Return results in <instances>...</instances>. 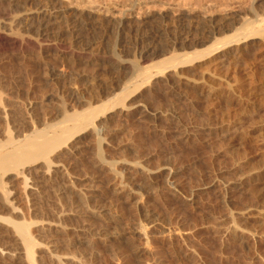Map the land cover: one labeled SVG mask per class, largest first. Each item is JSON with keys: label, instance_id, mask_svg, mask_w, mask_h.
Here are the masks:
<instances>
[{"label": "rangeland", "instance_id": "rangeland-1", "mask_svg": "<svg viewBox=\"0 0 264 264\" xmlns=\"http://www.w3.org/2000/svg\"><path fill=\"white\" fill-rule=\"evenodd\" d=\"M41 1L65 26L45 37L8 29L0 0V39L35 40L0 42L1 150L64 107L103 116L0 172V264H22L1 255L12 223L29 226L36 264H264V0ZM230 41L142 85L161 60Z\"/></svg>", "mask_w": 264, "mask_h": 264}, {"label": "bare ground", "instance_id": "bare-ground-1", "mask_svg": "<svg viewBox=\"0 0 264 264\" xmlns=\"http://www.w3.org/2000/svg\"><path fill=\"white\" fill-rule=\"evenodd\" d=\"M4 1H7L9 3V7H12V9H9V12L4 13L5 18H6L5 19V22H6L5 26L8 27V29H10L11 31L15 27V28H17V30L19 31L20 34L24 31H26L27 33H34L35 34V29H36L39 35L45 37L51 31L62 30L63 27H65V26H61L62 29L57 28L58 24H61V23L57 22L58 17L55 16L49 10L50 7H53V4L52 3L50 4L52 6H50L48 2H47L48 4H46V2H45L46 0L44 1L45 3H43V1H41V0H4ZM44 4L49 5L50 7L49 8L47 7L48 9H45L46 7ZM42 5H44V7ZM35 7H38V8L35 9ZM35 22H36V24H35ZM70 24H69V26H70ZM65 25H66V23H65ZM75 25H77V24L75 23ZM72 27H73V25H72ZM78 29H79V27H78ZM81 29H83V28L81 27ZM68 30H70V29H68ZM258 30H259V28H258ZM260 30H264V28L263 29L260 28ZM260 30H259V33L261 32ZM65 31H63V32H65ZM68 32H70V31H68ZM19 33H18V35H20ZM51 33L53 34V32H51ZM75 33L77 35H79L77 33V30L75 31ZM57 34H58V36L61 35V34L59 35V33H57ZM256 35L254 33V35H252V36H256ZM261 35H262V32H261ZM48 36H50V35H48ZM77 37H79V36H77ZM245 37H247V36H244L243 38H245ZM151 38H153V37H151ZM3 39L1 38L0 42H2ZM238 40H240V39H238ZM4 41L8 42L10 45H12L13 47H16V48H24L25 49V48H29L32 45V49L35 50V40H31L29 38L26 41H20L18 39H11V40L5 39V40H3V42ZM61 41H63L64 43H67L64 41V39ZM63 42H61V44L65 45ZM234 42L235 41H230V42L223 44L222 46H218V47H215V45H212V46H209L208 48H206L204 50H200V51L196 50V52H194L190 55L187 54L185 56H174V57H170V58H166L164 60H161L159 62L160 67H158L154 72L148 74L144 78L142 77L143 78L142 85L145 83H149L150 80L158 78L167 69H174L180 65H187V64L199 61V60H201L207 56L212 55L214 52L220 50L222 47H224L228 44H232ZM58 43L60 44V42H58ZM76 56L79 58V61H80L82 56L81 55H76ZM76 61H78V59ZM48 71H49L48 77L50 78L49 81H51V83L57 79L60 80V79L65 78V76L60 75L58 72H56L54 68L48 67ZM139 86H141V85H139ZM138 88H139L138 86H134V88L130 90L127 87L126 89H123L122 92H125V93L130 92L129 97H132V96L134 97V94H135L134 92H136L138 90ZM70 94L72 96L76 95L75 92H71ZM73 99H74V97H73ZM119 103H120V101L116 102V104H119ZM100 107H101V105L92 106L90 104L89 107L87 106L86 109H83V110L81 109V111H75L73 113H70V112L67 113L68 110L64 111L66 109V107H64L65 109L64 110L62 109V110H63V112H66V113L64 114L63 120L61 121V119H60L61 122H58L59 124H56V125L52 124V126H48V127L46 126L47 128H45L44 130L35 131L33 136L26 137V138H24V140L22 142H19V143H16L15 141L13 142L12 139H9L6 143V144H8V149H5V150L2 149L1 150V148H3V147L2 146L0 147V172H2L3 174H6L8 172L18 171L19 169L25 167L26 165L44 160L49 154H52L56 150L60 149L64 144H66L73 137L74 133L71 131L74 130L76 132H81V131L88 129L89 127L95 128L96 127L95 122L98 121V119L101 116H103V115H97V112L100 109ZM6 148H7V145H6ZM29 190H32V189L30 188ZM140 194H141V192H140ZM8 197L9 196H8L7 192L2 193V198L7 203H8ZM13 213L15 214L16 212H13ZM12 225H13V227H15L16 233L18 235V244L13 248L5 249L1 255L8 256L9 259H11L15 263L36 264L35 241L32 239V237L29 233V230H30L29 226L25 223H12ZM54 227L56 229L59 228V226H54L51 224L43 223L41 225L40 229L43 231H46L49 229L51 230ZM50 259H51V262L53 264H64V262H65V260L61 257L50 256Z\"/></svg>", "mask_w": 264, "mask_h": 264}]
</instances>
